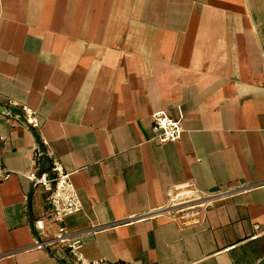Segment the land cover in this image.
<instances>
[{"label": "crops", "instance_id": "1", "mask_svg": "<svg viewBox=\"0 0 264 264\" xmlns=\"http://www.w3.org/2000/svg\"><path fill=\"white\" fill-rule=\"evenodd\" d=\"M0 137V264H73L36 248L53 159L89 261L264 264V0H0ZM185 188L209 203L190 226L166 211Z\"/></svg>", "mask_w": 264, "mask_h": 264}, {"label": "built area", "instance_id": "2", "mask_svg": "<svg viewBox=\"0 0 264 264\" xmlns=\"http://www.w3.org/2000/svg\"><path fill=\"white\" fill-rule=\"evenodd\" d=\"M24 118L27 125L33 129L40 127V122L34 110L25 107ZM153 120V130L160 142H177L180 139L182 127L179 121H176L165 112L156 113ZM3 140L4 137H0V143ZM51 172L52 175L43 173L32 176L33 181L42 185L48 193L49 216L57 227L53 238L38 241L36 248L45 249L58 244L67 249L73 264H109L105 259L89 261L84 257L82 252L84 247L83 236L70 233L64 225L66 218L83 210V204L70 175L64 171L61 163L56 159L52 160ZM10 175V172L0 166V180H6ZM170 202V206L166 211L171 212V216L185 226L200 223L205 209L209 205V203H206L205 198L193 188L179 189L177 193L172 195ZM41 224L42 221H38L37 227L42 229Z\"/></svg>", "mask_w": 264, "mask_h": 264}, {"label": "bare ground", "instance_id": "3", "mask_svg": "<svg viewBox=\"0 0 264 264\" xmlns=\"http://www.w3.org/2000/svg\"><path fill=\"white\" fill-rule=\"evenodd\" d=\"M168 214V213H167ZM170 214V213H169Z\"/></svg>", "mask_w": 264, "mask_h": 264}]
</instances>
